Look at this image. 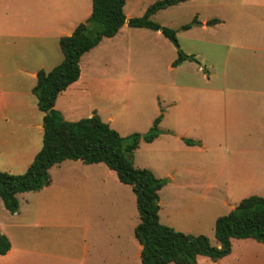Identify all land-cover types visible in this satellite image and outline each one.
<instances>
[{
	"label": "rangeland",
	"instance_id": "rangeland-1",
	"mask_svg": "<svg viewBox=\"0 0 264 264\" xmlns=\"http://www.w3.org/2000/svg\"><path fill=\"white\" fill-rule=\"evenodd\" d=\"M154 1L125 0L124 15L140 16ZM194 15L200 25L181 30ZM150 18L174 29L179 49L196 60L171 66L176 48L167 38L159 31L125 24L117 35L102 38L80 57L82 77L57 96L54 109L66 120L95 112L121 136L147 132L160 115L157 137L139 141L130 154L132 164L165 179L157 192L160 223L203 234L215 245L214 219L227 213L230 203L251 194L264 197V0H185ZM215 18L217 23L205 24ZM43 44L44 50L36 51L41 44L28 37L0 34V134L24 132L28 141L39 135L40 144L41 129L27 126L41 115L30 91L35 77L28 69L41 61L49 70L61 59L54 44ZM7 156L1 152L0 165ZM107 170L103 163L66 159L50 166L48 174L60 185L63 180L86 179V196H97L94 204L107 213L103 227L117 222L124 243H129L138 221L135 195ZM24 171L18 163L7 172ZM110 211L119 215L112 218ZM230 241L231 253L216 260L197 255L196 262L264 264V246L257 241ZM134 242L137 251L135 238ZM132 262L140 264L139 256Z\"/></svg>",
	"mask_w": 264,
	"mask_h": 264
},
{
	"label": "trees",
	"instance_id": "trees-1",
	"mask_svg": "<svg viewBox=\"0 0 264 264\" xmlns=\"http://www.w3.org/2000/svg\"><path fill=\"white\" fill-rule=\"evenodd\" d=\"M183 1L155 0L140 16L126 19L123 12L125 0H91L87 18L76 24L69 35L59 37L60 62L48 71L38 69L30 89L36 107L42 113L41 146L23 173L0 171V200L8 212H15L18 208L17 193L38 191L49 184L50 166L66 159L79 160L84 164H105L120 182L130 186L137 210L138 221L133 235L140 246V264H198L197 255L216 260L230 253L233 238H251L264 243V197L256 194L241 198L227 213L215 218V245L203 234L183 233L159 222L157 192L165 184V179L155 177L146 168L134 167L130 154L140 140L151 142L157 137L160 115L152 120L147 132L121 136L95 112L76 120H66L54 109L58 94L78 78L80 57L102 38L114 36L124 23L128 27L159 31L167 38L176 48V58L171 66L184 60H196L192 54L179 49L174 29L161 26L150 18L156 11ZM217 21L209 19L205 23ZM199 24L194 15L180 29L187 30ZM183 142L194 144L190 139H183ZM8 249L9 241L0 233V254Z\"/></svg>",
	"mask_w": 264,
	"mask_h": 264
},
{
	"label": "crops",
	"instance_id": "crops-1",
	"mask_svg": "<svg viewBox=\"0 0 264 264\" xmlns=\"http://www.w3.org/2000/svg\"><path fill=\"white\" fill-rule=\"evenodd\" d=\"M90 10L91 0H0V34L28 37L33 43L41 44L36 51L44 50L43 43L54 44L55 51H58L59 37L69 35L76 24L87 18ZM7 28H12L13 32H5ZM53 60H57V57ZM59 62L54 61V66ZM38 69L48 71L41 61H37L34 67L28 69V73L35 77ZM81 77L79 68L78 78ZM78 78L66 89L69 90L73 83L75 85ZM41 117L42 113L39 120L27 126L41 129ZM27 135L24 132L0 134V154L3 151L9 155V159H4L0 165V171L11 172L13 165L18 163L20 169H26L41 146L39 135L34 141L26 140ZM22 151L28 153L22 154ZM17 153V157L12 159V155ZM110 171L113 170L108 168L106 173L110 174ZM64 172L67 169L64 168ZM85 182L86 179L63 180L60 185L50 179L49 184L38 191L17 193L18 208L12 213L4 208L0 200V233L9 241V249L0 254V264H120V258L122 264H129V253L133 264L132 258L134 255L139 256L140 250V246L137 251L133 249L134 235L130 237L129 243L127 240L124 243L117 222L115 227L112 222L109 227H103L107 213L103 211L102 205L94 204L99 200L97 196H86ZM69 190L79 193L69 194ZM233 206L229 204L230 209ZM109 215L114 218L119 212L110 211ZM89 220L94 223L89 225ZM257 243L264 246V243Z\"/></svg>",
	"mask_w": 264,
	"mask_h": 264
}]
</instances>
